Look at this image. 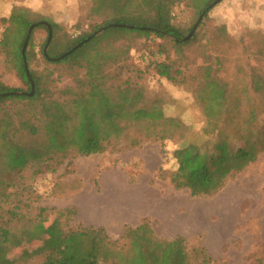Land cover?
Segmentation results:
<instances>
[{"label":"trees","instance_id":"16d2710c","mask_svg":"<svg viewBox=\"0 0 264 264\" xmlns=\"http://www.w3.org/2000/svg\"><path fill=\"white\" fill-rule=\"evenodd\" d=\"M214 1L92 0L90 30L67 40H58L61 25L57 22L45 17L31 20L29 15L37 13L28 6L15 7L2 16L5 30L0 45L27 87H10L0 80V218L19 221L31 215L34 204L42 200L43 194L28 181L29 169L32 177L54 173L79 155L121 152L125 147L140 148L148 141L163 143L179 138L170 153L176 167L169 181L174 189H186L192 196L201 197L219 192L229 178L264 154V121L259 123L254 111L252 117L241 119V108L234 105L228 83L211 68L196 94L204 125L194 132L195 128L180 117L167 115L160 103L149 97L145 86L149 73L180 81V70L153 57L142 66L130 54L133 46L120 51L114 47L121 39L149 38L153 34L173 37L178 46L188 45L197 39L201 24L190 40H183L184 30L173 23L175 7L186 2L206 17ZM44 20L53 28L47 54L44 50L49 29ZM113 23L132 27H109ZM33 24L36 26L29 41L36 27L43 26L47 39L42 55L49 63L70 68L72 84L53 86L49 77L30 68L32 57L26 49L35 93L18 95L17 91L29 93L32 88L22 47ZM90 36L87 43L69 53ZM51 45L64 52L51 57ZM8 101L24 104L7 108ZM46 210L40 208L36 218ZM149 220L144 217L135 227L126 225L118 238H112L103 226L77 224L58 245L41 255V264H190L184 238L158 237ZM12 237L9 229L2 230L0 243ZM201 252L203 264H209L211 256L203 248Z\"/></svg>","mask_w":264,"mask_h":264},{"label":"rangeland","instance_id":"374dc122","mask_svg":"<svg viewBox=\"0 0 264 264\" xmlns=\"http://www.w3.org/2000/svg\"><path fill=\"white\" fill-rule=\"evenodd\" d=\"M91 2L0 0V24L4 26L2 16L13 8L28 6L37 13L29 15L31 20L45 17L57 22L61 25L58 40H67L76 32L90 30ZM173 23L184 30V37L192 31L189 28L201 24L197 39L178 46L173 37L153 34L114 44L119 51L133 46L130 54L142 66L153 57L180 70V81L149 73L145 80L149 97L157 100L167 115L180 117L198 131L205 118L196 94L211 68L228 83L234 105L241 108V119L252 117L254 111L257 121L263 123L264 0H221L206 17L184 2L175 7ZM46 39L45 28L36 27L27 47L32 57L30 68L49 77L57 88L71 85L72 70L43 57ZM62 52L64 49L52 45L49 49L54 58ZM9 60L0 45V80L26 89V82ZM23 104L8 101L6 107L16 109ZM178 144L179 138L148 141L121 152L79 155L57 172L37 177H32L29 169L28 181L43 198L34 204L31 215L19 221L0 218V232L9 229L13 235L9 242L0 243V264H41V255L58 245L77 224L103 226L112 238H118L126 225L135 227L144 217L150 218L158 237L184 238L190 264H203L202 248L211 256L209 264H264V154L229 178L216 194L198 197L186 189H174L169 181L176 167L170 153ZM40 208L47 210L36 218Z\"/></svg>","mask_w":264,"mask_h":264},{"label":"water","instance_id":"95a60500","mask_svg":"<svg viewBox=\"0 0 264 264\" xmlns=\"http://www.w3.org/2000/svg\"><path fill=\"white\" fill-rule=\"evenodd\" d=\"M221 0H215L212 4H210L209 8H212L214 5H216L218 2H220ZM44 25H46L49 29V36H48V40H47V43H46V46H45V54H47V50H48V47H49V44L51 43V40L53 38V28L51 26L50 23L46 22V21H42ZM36 24H33L30 26V28L28 29V34H27V37L25 38V41H24V44H23V47H22V54H23V58H24V64H25V68H26V73L29 77V80L31 82V91L28 93L26 91H17L16 94L18 95H23V94H29L30 96H33L34 93H35V84H34V81L32 79V77H30V71H29V68H28V62H27V59H26V49L28 47V43H29V40H30V36L32 34V30L35 28ZM118 27V26H125V27H132V26H129V25H124V24H119V23H113V24H110L109 27ZM198 24H196L194 26V29L185 37H183V40H189L192 35L194 34V31L195 29L197 28ZM104 28L100 29L99 31L95 32V34H98L100 33L101 31H103ZM92 38V36L84 39L82 42H80L79 44H77L76 46H74V48H72V50L69 51V53L75 51L76 49H78L80 46H82L83 44H85L86 42H88L90 39Z\"/></svg>","mask_w":264,"mask_h":264},{"label":"built area","instance_id":"2783aa9c","mask_svg":"<svg viewBox=\"0 0 264 264\" xmlns=\"http://www.w3.org/2000/svg\"><path fill=\"white\" fill-rule=\"evenodd\" d=\"M4 30H5L4 26H3L2 24H0V41H1V39H2V36H3ZM77 36H78V32H76V33L74 34V37H77Z\"/></svg>","mask_w":264,"mask_h":264}]
</instances>
